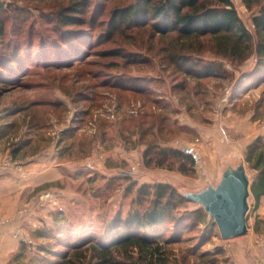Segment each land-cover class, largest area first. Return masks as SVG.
I'll return each instance as SVG.
<instances>
[{"label": "rangeland", "instance_id": "obj_1", "mask_svg": "<svg viewBox=\"0 0 264 264\" xmlns=\"http://www.w3.org/2000/svg\"><path fill=\"white\" fill-rule=\"evenodd\" d=\"M102 1V6L109 8L115 0ZM231 1L250 33L253 49L257 40L253 12L241 0ZM59 4L14 3L17 11L5 18V39L16 32L8 28L22 10L25 22L17 21L14 27L21 25L23 31L32 27L36 35L46 32L42 35L45 39L57 41L58 32L50 29L51 14ZM97 29L92 31L94 35ZM92 36L85 53L72 58L67 66L60 67L57 61H32L16 86L7 90L0 84V177L15 182L1 180L0 207L9 212L0 214V234L9 230L10 239L17 244L14 252L7 253L4 264H40L39 258L44 256L38 251L41 246L59 254L69 252L75 241L84 243L89 236L100 235L116 213H127L136 185L167 182L181 194L199 191L206 185L215 186L227 164L239 162L250 182L256 174L244 159L247 146L264 135V82L243 83L254 66V53L237 61L215 56L211 44L192 46L201 52V63L218 66L208 77L193 79L159 61L161 54L155 53L161 43L157 40L151 46L149 64L141 69L144 65L130 63L135 57L128 56V63L127 54L122 59L127 47L111 57V53H101V48L111 45ZM33 42H38V36ZM112 61L117 62V68L111 67ZM143 73L144 78L134 79L138 93L111 86L112 81ZM136 119L144 123L142 142L137 146L133 145L136 134H129V143L120 139V131L135 129ZM98 126L104 130V144L99 138L89 144ZM149 143L190 151L197 161L195 171L185 175L175 169L146 167L141 155ZM111 160L121 162L118 170L106 168ZM37 162L35 171L44 173L30 179L25 167ZM45 178L58 183L35 191ZM44 193L51 194L52 202H38V195ZM4 195L11 198L2 200ZM184 207L201 206L188 203ZM58 210L68 222L67 233L72 237L68 247L56 241L60 235L48 232L52 213ZM246 227V234L222 240L215 225L204 229L197 224L183 229L179 241L170 248L177 264L198 262L201 252L209 255L200 264H264V195L256 203L249 194ZM44 232L49 239L38 235ZM183 254L187 257L179 262ZM51 258L59 261V257Z\"/></svg>", "mask_w": 264, "mask_h": 264}, {"label": "trees", "instance_id": "obj_2", "mask_svg": "<svg viewBox=\"0 0 264 264\" xmlns=\"http://www.w3.org/2000/svg\"><path fill=\"white\" fill-rule=\"evenodd\" d=\"M60 2L51 15L54 16L50 32H58V40L45 39L36 35L32 27L23 31L26 19L22 10L14 16L17 20L8 30L11 32L5 39L7 28L5 18L11 11H17L12 5L17 2ZM113 1V0H105ZM104 8L102 0H0V84L4 89L16 86L19 78L30 62L57 61L59 66H67L74 57H81L92 39L100 42L106 40L111 46L101 48V53H111L128 48L122 59L128 63V56L136 59L131 64L144 68L149 64L151 46L157 40L155 55L161 54L159 61H165L175 73H182L193 79L208 77L218 69L216 64H204L199 60L201 52L192 46L212 45L215 56L231 60L243 61L254 53L255 63L248 73L244 84L264 82V0H241L242 4L253 12L251 22L257 37L254 48L250 44V33L239 18L231 0H130ZM84 27V28H83ZM97 29L94 35L92 31ZM49 33V32H48ZM47 33V34H48ZM38 36V42L33 39ZM99 42V43H100ZM156 42V44H158ZM103 45V44H102ZM133 48V50H129ZM100 53V52H99ZM140 56V57H139ZM112 68L117 62L112 61ZM52 66H49V68ZM124 68V67H123ZM143 72V71H142ZM120 76V74H119ZM143 75L128 76L125 80L112 81L111 86L120 90L139 91L134 79ZM106 80L103 84L106 85ZM134 88V90L131 89ZM136 90V91H135ZM138 93V92H136ZM120 122V121H119ZM121 123V122H120ZM144 123L135 120V129L126 133L120 131L121 141L130 142L129 134L138 135L133 145L142 142ZM126 134V135H125ZM104 142V130L97 127L92 133L89 144L98 139ZM123 139V140H122ZM95 142V141H94ZM104 144V143H103ZM88 151V150H87ZM86 151V154L88 153ZM146 167H160L191 175L195 171L196 158L188 150H180L167 146L149 143L141 155ZM251 169L256 171L250 182V194L255 202L264 195V135L255 138L246 150L245 158ZM106 168L116 169L121 162L106 163ZM58 183L57 180L44 182L35 188ZM187 200L176 188L167 182L142 183L136 185L134 198L124 216L116 213L106 224L100 235L85 237V241H75L69 252H56L49 246H41L38 251L44 256L39 258L40 264H177L171 245L178 242L183 229L194 228L202 224L204 229L214 228L212 218H208L203 208L187 209ZM195 204V203H194ZM53 218L48 232L60 235L56 241H63L68 247L71 235L67 233V219L61 210L52 213ZM217 227V226H216ZM48 232L38 234L48 238ZM202 237L209 236L201 233ZM50 237V236H49ZM220 253L216 252L215 254ZM50 255V257H49ZM209 253L201 252L200 264ZM51 256L59 257V261H51ZM187 257L183 254L181 261Z\"/></svg>", "mask_w": 264, "mask_h": 264}, {"label": "water", "instance_id": "obj_3", "mask_svg": "<svg viewBox=\"0 0 264 264\" xmlns=\"http://www.w3.org/2000/svg\"><path fill=\"white\" fill-rule=\"evenodd\" d=\"M250 180L242 162L227 164L215 186L182 195L201 206L217 226L220 238L227 240L247 233L246 213Z\"/></svg>", "mask_w": 264, "mask_h": 264}, {"label": "crops", "instance_id": "obj_4", "mask_svg": "<svg viewBox=\"0 0 264 264\" xmlns=\"http://www.w3.org/2000/svg\"><path fill=\"white\" fill-rule=\"evenodd\" d=\"M38 167H39V163L38 162L37 163L28 164L25 167V169L27 170L28 175L31 176L30 179H37V178L40 177V175H43L44 171H42V172L35 171ZM2 179H5V181H8V180L11 181V178L0 177V193H2V191H3V189L1 188V186H2V181L1 180ZM55 180H57V179H55ZM55 180H53L52 178H48V179L45 178L39 184L41 185L44 182L55 181ZM12 183H15V182H12ZM38 185H36V186H38ZM0 197H1V194H0ZM6 198H11V196L10 195L9 196L4 195L2 197V200H5ZM4 212L7 213V212H9V210L6 209V208L3 209V208L0 207V214L4 213ZM8 228L11 229L12 226H9ZM4 231L0 234V264H4V262H7V260H8L7 253L10 254V253L14 252L17 249V244H15L10 239V234L8 232L9 230H7V232H4Z\"/></svg>", "mask_w": 264, "mask_h": 264}, {"label": "built area", "instance_id": "obj_5", "mask_svg": "<svg viewBox=\"0 0 264 264\" xmlns=\"http://www.w3.org/2000/svg\"><path fill=\"white\" fill-rule=\"evenodd\" d=\"M38 196H39L38 197V202H42V201H44L46 199L49 200V201H51V194L50 193H44V194H40ZM23 212L26 213V209H24ZM24 242H26V241H24Z\"/></svg>", "mask_w": 264, "mask_h": 264}]
</instances>
